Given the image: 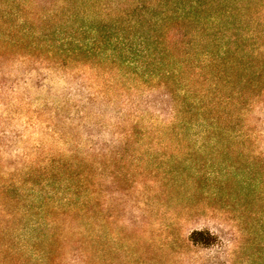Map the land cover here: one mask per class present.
I'll return each instance as SVG.
<instances>
[{"label":"rangeland","instance_id":"374dc122","mask_svg":"<svg viewBox=\"0 0 264 264\" xmlns=\"http://www.w3.org/2000/svg\"><path fill=\"white\" fill-rule=\"evenodd\" d=\"M43 5L0 0V264H264V0Z\"/></svg>","mask_w":264,"mask_h":264},{"label":"trees","instance_id":"16d2710c","mask_svg":"<svg viewBox=\"0 0 264 264\" xmlns=\"http://www.w3.org/2000/svg\"><path fill=\"white\" fill-rule=\"evenodd\" d=\"M14 2H17L18 6H20L22 8V10H28L27 12L31 15L30 18L34 21V22L32 21V23H35V25L37 27L36 29H40L44 25H46L48 13L45 12L46 9H45V7L43 5L44 3H46V0H17V1L14 0ZM137 5H138V3L135 2V6H137ZM119 9H121V8H115V10H112V12H111L112 18L116 17V18H114V20L112 22L118 21L117 18L124 13V11H121ZM183 9L184 10H182L181 12L185 13L186 12L185 11L186 8H183ZM8 11H9L8 14H10L11 11H12V8L10 10H8ZM19 19L22 20V22H25V19H22V18H19ZM110 22L107 21V20H102V21L98 22L97 26H95L93 28H89V29L92 30L93 32H95V34H99V33H101L102 29H111L112 27L115 26V25L113 26V24H111ZM136 39L139 42L137 44V47H140L139 52L144 53V57L149 58L150 57L149 54H148V49H149L148 48L149 47L148 44L149 43H147L148 42L147 41V37H142L141 36V37H137ZM93 40H94L93 42H97L98 38H96V36H95V38ZM82 47H83V44L80 43V40L77 39V52H80ZM128 48L130 49V46L127 47V49ZM88 51L89 52L91 51L90 47H88L87 52ZM136 68H138V69L142 68V64L136 66ZM45 79L46 78L40 76L38 78V82L40 83L38 86H40V87L43 86V83L45 82ZM77 92H78V90H77ZM89 97L90 96L87 97V100L90 102L91 99ZM57 115L58 114H56L55 116H57ZM168 126L169 125L167 124V126H165V128H167ZM113 135L116 136L117 139H121V140H124V139L128 140V138L131 136L129 130H127L124 133L115 131L113 133ZM114 148L115 147H113L110 150V152H114ZM189 239H190V241L192 243L199 244V245L204 246V247L210 246V245H212L214 243L213 236L209 232H204V231H194V232H192Z\"/></svg>","mask_w":264,"mask_h":264}]
</instances>
